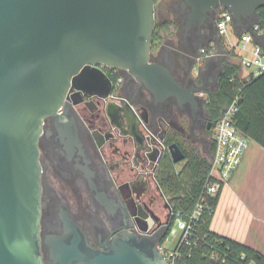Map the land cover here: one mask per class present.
<instances>
[{
	"label": "water",
	"instance_id": "water-1",
	"mask_svg": "<svg viewBox=\"0 0 264 264\" xmlns=\"http://www.w3.org/2000/svg\"><path fill=\"white\" fill-rule=\"evenodd\" d=\"M184 4L190 8L187 29L202 26L222 6L232 13L237 31L258 37L252 26L260 23L258 9L264 0ZM155 6L156 0H0V264H169L160 244L173 234L157 203L150 208L137 202L130 211L135 222H146L142 232L124 226L100 246L92 244L65 208L59 229L42 235L40 140L45 120L58 117L55 123L62 127L69 124L67 117H76L65 109L72 89L104 101L112 97L113 81L99 65L126 71L156 104L174 97L181 105L202 107L195 94L204 87L186 88L168 61L152 59ZM134 106L121 98L120 103L105 102L103 110L124 124L127 145L136 154L144 152L155 171L162 144L147 132L153 143L149 145L137 127L145 114L138 115ZM208 124L211 128L213 123ZM168 150L175 163L186 158L177 143ZM100 194L107 210H113L116 200L107 192Z\"/></svg>",
	"mask_w": 264,
	"mask_h": 264
},
{
	"label": "flooded vegetation",
	"instance_id": "flooded-vegetation-1",
	"mask_svg": "<svg viewBox=\"0 0 264 264\" xmlns=\"http://www.w3.org/2000/svg\"><path fill=\"white\" fill-rule=\"evenodd\" d=\"M170 4L183 26L181 41L177 45L166 40L161 41L158 47L154 44L153 49L157 47L158 54L153 55L152 59L168 61L181 85L190 89L204 87L207 95L208 87L217 83L221 62L212 71H202L201 63L207 64L208 61H200V46L209 40L217 45L220 42L217 21L225 7L214 9L202 26L197 23L187 29L190 8L184 4V0H172ZM163 7H166L165 3ZM99 67L116 85L112 97L104 101L96 95L72 89L65 109L76 117H67L69 124L62 127L55 123L58 117L45 120L44 135L40 140L43 168L42 235L59 229L62 208L70 212L94 246H100L124 226L140 233L146 222L137 223L130 216V211L136 210L137 202L150 208L157 203L162 221L171 225V231L175 224L174 207L156 179L162 161L156 171H151L144 152L136 154L127 145L129 137L123 134L127 128L124 124L119 125L120 121L110 119L103 106L105 102L120 103L121 98H128L137 105L134 109L138 115L145 114L146 120L137 125L142 133L147 131L159 135L166 142L169 134L188 140L198 138L196 129H200L206 140L210 138L211 141L208 134L212 126L209 128V117L204 108L206 97L195 94L197 103L202 106L200 110H195L191 102L181 105L174 97L156 104L151 93L126 71L103 65ZM118 77L122 78L119 91ZM102 192H107L116 200L117 204L110 212L99 197Z\"/></svg>",
	"mask_w": 264,
	"mask_h": 264
},
{
	"label": "trees",
	"instance_id": "trees-1",
	"mask_svg": "<svg viewBox=\"0 0 264 264\" xmlns=\"http://www.w3.org/2000/svg\"><path fill=\"white\" fill-rule=\"evenodd\" d=\"M260 26L264 30V6L258 9ZM179 26H181V21ZM169 23L161 22L155 25L154 44L158 47L163 39L162 31H168ZM222 51H227L228 45L221 38L218 43ZM226 46V47H225ZM233 52V51H232ZM241 66L224 58L221 70L217 75L214 90L207 92L204 108L209 121L214 123L238 95V112L235 125L252 140L264 147V73L249 80L240 76ZM209 150L205 155L191 146L180 136L169 134L166 144L177 143L186 154V158L175 163L168 153L161 162L156 175L157 182L164 195L174 207L175 213H181L188 219L199 202L203 210L195 221L192 243L180 246L181 257L176 264H264V254L246 244L220 235L211 229L214 212L218 206L222 187L216 194L207 192L211 161L215 151L212 131ZM182 168L177 170L178 164Z\"/></svg>",
	"mask_w": 264,
	"mask_h": 264
},
{
	"label": "built area",
	"instance_id": "built-area-1",
	"mask_svg": "<svg viewBox=\"0 0 264 264\" xmlns=\"http://www.w3.org/2000/svg\"><path fill=\"white\" fill-rule=\"evenodd\" d=\"M252 27L257 32L258 37L262 39L264 37V30L260 24L255 23ZM217 29L220 37L225 39L228 45L227 51H219L217 46H213V49L203 48L201 49V62L220 58L221 56H225L228 59L235 55L239 59L241 66L240 76L243 79L249 80L264 73V46L260 42H257L250 32L237 31L233 15L226 8L220 14L217 21ZM232 30L234 31L232 32ZM228 61L231 60L229 59ZM121 82L122 78L118 77V91ZM198 94L203 97L206 91L199 92ZM238 103L239 96L237 95L232 103L224 109L221 117L212 125V139L215 144V151L211 161L209 178L214 181H207L206 184L207 192L210 194H216L222 186L230 181L241 165L244 155L252 142V139L235 125L234 118L238 112ZM141 122L143 123V120ZM145 136L149 145H153L147 131L145 132ZM152 139L162 144L156 166L157 169L159 163L169 153V146L164 140L154 135H152ZM146 153H153V149H147ZM147 163L150 165V170L152 171V164L148 161ZM202 210V202H199L188 219L182 218L181 213H174L175 224L170 232L173 236L179 235L178 242L171 249L166 248L164 243L160 244V248L169 264H176L178 258L181 257V245H190L192 243L195 221L201 215Z\"/></svg>",
	"mask_w": 264,
	"mask_h": 264
},
{
	"label": "crops",
	"instance_id": "crops-1",
	"mask_svg": "<svg viewBox=\"0 0 264 264\" xmlns=\"http://www.w3.org/2000/svg\"><path fill=\"white\" fill-rule=\"evenodd\" d=\"M263 39L255 37L262 45ZM211 229L264 254V147L254 140L222 187Z\"/></svg>",
	"mask_w": 264,
	"mask_h": 264
},
{
	"label": "rangeland",
	"instance_id": "rangeland-1",
	"mask_svg": "<svg viewBox=\"0 0 264 264\" xmlns=\"http://www.w3.org/2000/svg\"><path fill=\"white\" fill-rule=\"evenodd\" d=\"M172 1V0H171ZM169 0V2L167 0H156V24L158 23H161V22H166V23H169L170 24V27H169V30L168 31H162V36H163V40H166V41H169V42H172L174 44H179V41H181V36H182V32H183V26H179V17H177L178 15L175 14V12L173 11L172 7H171V2ZM163 3L166 4V7L164 8L163 7ZM173 4V3H172ZM155 24V25H156ZM234 30H232L233 32ZM232 39H233V35H232ZM215 41L213 40H209V41H205L202 43V45L200 46V49H203V48H208V49H213V46H217L218 47V50L219 51H222V48H219L218 45H216V43H214ZM263 45H264V39L262 41ZM159 45V44H158ZM226 47V46H225ZM157 47L155 49H153V52H152V56H157ZM156 50V51H154ZM223 52V51H222ZM226 58L225 56H221L220 58H215V59H212V60H209L208 61V65L206 63H201V69L202 71H206V70H209V71H212L213 68H215V65L217 66L220 62L222 63L223 59ZM231 60L232 62L236 63V64H239V59L237 56H233L232 58H228V60ZM240 65V64H239ZM197 66V64H196ZM217 73V72H216ZM219 74V72H218ZM211 75L209 77V80H211ZM216 87V84H214L213 86H209L207 91L208 90H214ZM118 91V90H117ZM205 96H203V98H205ZM196 133H197V137L198 138H194V139H190L188 140L186 137H185V140L191 145V146H194L197 150H199V152L203 153V154H207L208 153V150H209V139L206 140L205 136H204V133H202V131L200 129H196ZM181 137V136H180ZM184 139V138H183ZM203 141H202V140ZM183 165V163L179 164L177 166V170H180ZM178 239H179V235H175L173 236V239H165L162 243H164L165 247L168 248V249H171L173 247H175V245L177 244L178 242Z\"/></svg>",
	"mask_w": 264,
	"mask_h": 264
}]
</instances>
